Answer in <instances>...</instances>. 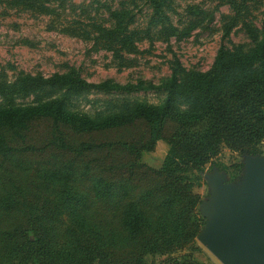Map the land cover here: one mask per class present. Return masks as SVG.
<instances>
[{"label":"trees","instance_id":"16d2710c","mask_svg":"<svg viewBox=\"0 0 264 264\" xmlns=\"http://www.w3.org/2000/svg\"><path fill=\"white\" fill-rule=\"evenodd\" d=\"M131 1L136 7L141 0ZM144 2L156 24H168L167 0ZM43 5L22 0L26 7ZM112 16L110 32L120 33L134 14L123 7ZM246 29L253 46L221 48L208 72L179 66L162 84L99 85L117 92L163 89L166 97L158 105L137 102L106 116L71 112L62 99L0 106V264H142L143 253L197 235V229L187 230L200 202L192 192L200 183L197 173L224 147L263 154L264 28ZM72 74L20 79L25 90L61 79L73 89L83 87L79 73ZM17 86L1 84L0 93L13 95ZM179 93L189 98V107L177 105ZM170 123L174 130L166 135ZM138 128L142 133L133 134ZM159 140L169 148L155 169L142 153ZM146 178L151 185L143 188ZM135 244L142 249L137 260L118 258Z\"/></svg>","mask_w":264,"mask_h":264},{"label":"rangeland","instance_id":"374dc122","mask_svg":"<svg viewBox=\"0 0 264 264\" xmlns=\"http://www.w3.org/2000/svg\"><path fill=\"white\" fill-rule=\"evenodd\" d=\"M37 5L26 7L22 0H0V85H18L13 95L0 93V106L62 99L71 112L106 116L137 102L158 105L166 97L163 89L117 92L99 85L105 81L138 84L146 80L162 84L179 66L187 72H208L221 48L253 46L248 25L264 28V0H167L168 24H156V14L144 0L136 7L131 0H37ZM123 7L134 16L126 32L111 33L115 24L112 11ZM73 72L79 73L85 82L83 87L73 89L70 82L61 79L59 85L22 89L20 78L25 75L52 78ZM177 105L189 107V98L179 93ZM173 130L170 123L166 135ZM132 133L142 131L138 128ZM168 148L165 140H159L154 150L143 151L142 161L159 169ZM262 150L259 157L264 159V142ZM247 160L248 155L224 147L214 163L197 173L200 183L193 186L192 192L200 202L187 227L189 232L197 229V235L184 236L179 242L176 239L160 251L143 253L142 264H223L200 241L209 219L202 204L213 198L214 184L219 179L240 186L246 177ZM217 162L228 168H221ZM241 162L244 166H237ZM149 179L140 182L143 188L151 185ZM134 247L118 253V258L133 263L142 252L141 244Z\"/></svg>","mask_w":264,"mask_h":264},{"label":"water","instance_id":"95a60500","mask_svg":"<svg viewBox=\"0 0 264 264\" xmlns=\"http://www.w3.org/2000/svg\"><path fill=\"white\" fill-rule=\"evenodd\" d=\"M240 186L214 184V196L202 204L209 217L200 241L223 264H264V159L248 155Z\"/></svg>","mask_w":264,"mask_h":264}]
</instances>
